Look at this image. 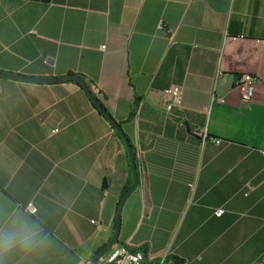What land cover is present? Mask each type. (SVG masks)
<instances>
[{"label": "crops", "instance_id": "obj_1", "mask_svg": "<svg viewBox=\"0 0 264 264\" xmlns=\"http://www.w3.org/2000/svg\"><path fill=\"white\" fill-rule=\"evenodd\" d=\"M0 71L79 74L122 125L138 182L117 243L181 264H264V0H0ZM243 74L256 77L250 104ZM131 175L77 81L0 76V237L17 233L0 264H88Z\"/></svg>", "mask_w": 264, "mask_h": 264}, {"label": "built area", "instance_id": "obj_2", "mask_svg": "<svg viewBox=\"0 0 264 264\" xmlns=\"http://www.w3.org/2000/svg\"><path fill=\"white\" fill-rule=\"evenodd\" d=\"M256 77L250 74H243L238 80V86L242 92V101L245 104H250L254 97V83ZM164 95L169 98L167 109L172 110L181 101L182 88L179 86H172L163 90ZM206 136V134H205ZM220 143V139H215ZM264 153V151H263ZM25 210L30 214L37 213V207L32 203L24 206ZM224 208H219L216 215L220 216L224 213ZM92 222H96L92 220ZM128 244H114L107 250L99 259L97 264H176L173 257L163 254L156 259L147 257V254L142 249H132Z\"/></svg>", "mask_w": 264, "mask_h": 264}, {"label": "water", "instance_id": "obj_3", "mask_svg": "<svg viewBox=\"0 0 264 264\" xmlns=\"http://www.w3.org/2000/svg\"><path fill=\"white\" fill-rule=\"evenodd\" d=\"M0 76L7 77V78H14L19 80H28V81H36V82H54V81H62L66 79H75L79 85L88 93L90 98L92 99L95 106L109 119V121L112 123L113 127L119 132L120 136L123 138L128 151L130 155L131 165H132V171H133V182L132 185L128 188V190L122 195L118 206H117V213H116V226L115 231L110 240H108L102 248L97 252V254L91 259V261L88 264H97L100 257L114 244L118 241V236L121 228V213H122V207L126 200V198L129 196V194L135 189L138 182V172H137V166H136V158L135 154L133 153V147L132 144L126 135L124 129L122 128V125L115 119L113 116L102 106L99 99L95 96L93 90L87 83V80L83 78L79 74L70 73L65 76H60L57 78L54 77H34V76H26L21 74H13L9 72H3L0 71Z\"/></svg>", "mask_w": 264, "mask_h": 264}, {"label": "clouds", "instance_id": "obj_4", "mask_svg": "<svg viewBox=\"0 0 264 264\" xmlns=\"http://www.w3.org/2000/svg\"><path fill=\"white\" fill-rule=\"evenodd\" d=\"M36 233L31 230H26L19 238V242L24 246H30L35 238ZM17 241V233H6L0 237V252L11 248Z\"/></svg>", "mask_w": 264, "mask_h": 264}, {"label": "trees", "instance_id": "obj_5", "mask_svg": "<svg viewBox=\"0 0 264 264\" xmlns=\"http://www.w3.org/2000/svg\"><path fill=\"white\" fill-rule=\"evenodd\" d=\"M66 80H72V81H75V82H76L75 79H66ZM100 103L102 104V106L104 107V109H106L105 106H104V104H103L102 102H100ZM137 107H138V100H135V101L133 102V104H132V109H131L130 117L134 116V114H135V112H136V110H137ZM132 182H133V175L130 176L128 182L126 183V185H125V187H124V189H123V191H122L121 197H122V195L128 190V188L132 185ZM101 248H102V246H101V247H100V248L94 253L93 257L97 254V252H98ZM130 248H132V249H142V250H144L145 252H147V248L142 247V246H130ZM93 257H92V258H93ZM174 260H175V263H176V264H181V261H180L179 259H177V258L174 257Z\"/></svg>", "mask_w": 264, "mask_h": 264}, {"label": "rangeland", "instance_id": "obj_6", "mask_svg": "<svg viewBox=\"0 0 264 264\" xmlns=\"http://www.w3.org/2000/svg\"><path fill=\"white\" fill-rule=\"evenodd\" d=\"M110 248H111V247H110ZM110 248H109V249H110ZM109 249H108V250H109Z\"/></svg>", "mask_w": 264, "mask_h": 264}]
</instances>
